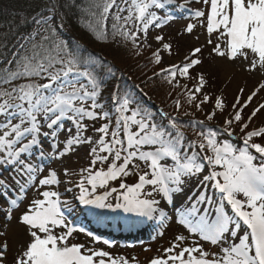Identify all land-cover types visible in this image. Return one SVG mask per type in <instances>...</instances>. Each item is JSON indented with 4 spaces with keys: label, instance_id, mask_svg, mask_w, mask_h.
Here are the masks:
<instances>
[{
    "label": "snow or ice",
    "instance_id": "snow-or-ice-1",
    "mask_svg": "<svg viewBox=\"0 0 264 264\" xmlns=\"http://www.w3.org/2000/svg\"><path fill=\"white\" fill-rule=\"evenodd\" d=\"M122 2L124 6L117 0H91L89 11L97 22L92 31L97 40L106 39L100 25L115 8L112 34L130 42L139 56V49H153L150 27L160 29L176 18L168 12L157 14L175 0ZM191 3L203 7L187 9L188 22L178 35L192 36L199 27L194 40L203 36L204 42L153 72L173 91L179 90L173 100L178 113L184 103L194 108L184 111L191 117L187 121L161 112L158 123L146 108L131 107L136 101L118 85L109 109L103 99L105 77L114 75L109 62L86 47L63 41L58 28L64 20L55 22L54 8L49 9L53 15L35 20L37 28L27 38L30 46L18 59L14 56L15 68L9 61L0 69V264H129L125 257L70 242L75 232L85 231L69 218L78 205L156 220L159 229L175 220L187 235L177 234L148 264H264V120L254 123L264 112V102L244 116L264 91V0H183L178 8ZM154 40L153 65L164 63V53L179 54L164 35ZM206 59L217 72L261 79L243 102L245 89L240 87L229 110L222 95L213 100V93L206 91L211 76L203 71ZM85 121L93 122L98 136L87 134ZM96 121L103 123L95 127ZM65 122L70 126L65 128ZM184 128H191L195 139H189ZM84 145L87 165L78 171L66 166L65 159ZM205 167L208 173L200 186L211 184L219 196L201 192L176 207L174 195ZM130 176L136 177L133 183L126 182ZM62 184L71 187L62 193ZM29 190L35 195L24 204ZM64 193H72L71 199ZM162 202L172 206V214ZM193 235L198 239L186 245ZM200 241L216 251L206 250ZM12 244L16 248L9 262Z\"/></svg>",
    "mask_w": 264,
    "mask_h": 264
},
{
    "label": "trees",
    "instance_id": "trees-1",
    "mask_svg": "<svg viewBox=\"0 0 264 264\" xmlns=\"http://www.w3.org/2000/svg\"><path fill=\"white\" fill-rule=\"evenodd\" d=\"M90 5L91 0H0V69L8 67L9 61H12L11 67L15 68L14 56L18 59L24 49L30 46L27 38L37 28V25L30 19L34 16L53 15L49 9L54 8L55 22L64 20L63 27L58 28L59 37L69 46L86 47L91 53L103 57L113 67L114 75L105 77L103 90V99L109 109L112 107L111 94L118 85L121 93H130L136 101L131 107L146 108L157 117L158 123L160 119L158 111L179 116L181 121L191 119V117L184 116L183 113L184 111H194V108H190L184 103L183 97H181V101L184 103V107L180 109L179 113L175 109L173 100L179 90L173 91L171 86L164 82L162 76H153V72L159 71V67H164L163 64L155 66L151 63L150 56L153 50L139 49L142 54L137 56L135 52L138 49H134L130 42L127 44L122 42L120 46L117 44L118 42H112V38H116L112 34V26L117 22L113 18L110 19L111 16L107 23L101 22L100 25L106 31V39H96V33L92 31V28L97 26V22L91 16ZM109 21H112V24ZM36 39L39 40V37L37 36ZM22 46L24 47L22 48ZM207 54L204 51L205 57ZM208 62L210 61L206 59L203 65L205 72L207 71L204 69L205 66L209 68ZM209 72L212 73L210 70ZM215 75L214 78H216ZM213 77H209L210 84L206 91L213 93V100L215 95H222L228 108H231L220 85L217 86L211 81ZM20 82L16 81L15 83ZM204 107L209 108L211 105ZM249 114L250 110L246 108L244 110L245 118ZM195 115L203 116L202 113H195ZM114 120L115 116H113ZM182 130L189 139H195L191 128Z\"/></svg>",
    "mask_w": 264,
    "mask_h": 264
},
{
    "label": "rangeland",
    "instance_id": "rangeland-1",
    "mask_svg": "<svg viewBox=\"0 0 264 264\" xmlns=\"http://www.w3.org/2000/svg\"><path fill=\"white\" fill-rule=\"evenodd\" d=\"M183 3V0H175V3L171 7H166L164 10H157V14L160 16H163L165 12H168L169 14H173L176 18L173 20L169 21L167 24H165L162 28L157 29L155 27H150L149 33H148V42L153 45V49L156 47V42L154 40V37L156 35H164L166 40H170L173 44L174 47V52H178L179 54H175L171 57L167 55V53H164V63L163 65L166 66L170 62H175L179 61L183 58V55L189 50L190 47L195 46L197 43H203L204 42V37H201V40L199 42L194 40V36L201 31V29L198 27L195 32L193 33L192 36H189L185 34L184 36H179L178 33H180L183 29V27L186 25L188 22L187 17L189 16L188 8H202V4H196V3H191L187 6V8L180 9L178 8V5ZM117 4L124 6L122 0H117ZM116 14V9L113 8L110 11V14L107 18L106 23L108 22L110 16L112 19L114 15ZM122 16H126L127 12L121 13ZM37 16H34L30 19L31 22L35 23V20L37 19ZM110 24H112V21H109ZM119 24H123V20L119 21ZM119 26V25H118ZM130 27V25H128ZM112 42H118L117 44L120 46L122 45V41L120 37L112 38ZM145 49V48H144ZM205 52L208 53L209 49L205 48ZM209 68L205 66L206 72H209V70L212 72L210 77H213L215 74L216 78L215 80H211L214 82L217 86L220 85L222 88L223 93L226 96V100L229 101L230 104L234 103L236 95L239 94V88L243 87L245 89L244 95L242 97L243 99L247 98V95L257 86V82L261 77L258 75L256 76H248V75H241L239 72H236L234 74H229L231 78L229 79V75H226L221 72H217L215 69L212 68L211 62H208ZM214 72V73H213ZM210 73V72H209ZM260 102H264V91H261L256 98L252 101V103L249 105L248 109L251 110ZM231 108H229L230 110ZM198 117V116H197ZM199 119H203L204 117H198ZM260 120H264V112H261L259 116L255 119L254 123H259ZM216 121H213V124H215ZM222 123V121H221ZM89 124V131L88 135L92 136H98V133H93L91 132L92 124ZM70 125L68 122H65V128L69 127ZM63 137V134H61ZM46 147H47V142H46ZM87 151H88V146H80L79 149L72 154L70 157L65 159V165L69 166L70 168H75L77 171L81 166H86L87 165ZM47 163V161H45ZM3 175L5 177L9 176L8 171H4ZM203 173L199 174L198 177L194 176L191 179L186 181V185L189 184L190 188L186 192L187 197H182L178 195H174V201L177 203V206H180L182 203H184L189 196H193V192L196 193H201V192H206L208 196H216L217 193L216 190L211 188L208 192L204 191L203 187L200 186V180L203 179ZM61 179H66L63 177L61 174ZM74 179L78 180L79 177H75ZM136 180L135 176H132L129 180H126L127 183H133ZM113 186L118 187V182H112ZM71 187V185H60V190L63 193L64 187ZM99 192H102L103 190H98ZM73 192L78 194V189L73 188ZM35 195L34 191L29 190L27 193V199L24 201V204L28 203V200L33 198ZM72 193H64V198L71 199ZM159 198V197H158ZM78 203V202H77ZM83 205H78L76 211L70 215V219L75 221V227L76 228H81L79 224L77 223V217L80 215V208ZM23 207V205L21 206ZM161 207H165V209L172 214L173 209L169 208V205H165L163 202L161 203ZM105 212H110L111 214L114 213V215H119L122 214V211H110L106 210ZM124 219L123 221H120L121 224L119 226L126 227L127 223L132 219V215L128 213H124ZM134 216V215H133ZM105 217V215H103ZM135 219V216H134ZM3 220V216L0 215V221ZM13 225H15V220L13 221ZM159 231L163 232V235H157ZM88 233H91L92 235H88ZM109 233L110 232L109 230ZM183 233L187 235L185 230L175 222V220L170 221L166 224L165 228L159 229L156 225L152 226L151 229L148 232L143 233L139 238L134 240V242H122V241H112L108 245L104 244L103 241H108L105 240L101 235L92 233L89 231H77L73 234V236L70 238L71 243H83L86 244L90 248H96V249H103L105 251H108L112 254V256L117 257V256H122L125 257L129 260V264H148L149 260L155 256H160L163 254V249L167 248L170 246L172 241L174 240V237L177 234ZM155 237V238H154ZM198 237L193 235L189 236L188 241L185 242L186 245L191 244L193 240H197ZM129 241V240H128ZM201 244H203L204 248L206 250L210 251H216V249L203 241H200ZM11 244V240H10ZM15 248L16 245L12 244L11 250L9 252V262L12 259V256L15 253ZM133 258H135L133 260Z\"/></svg>",
    "mask_w": 264,
    "mask_h": 264
},
{
    "label": "bare ground",
    "instance_id": "bare-ground-1",
    "mask_svg": "<svg viewBox=\"0 0 264 264\" xmlns=\"http://www.w3.org/2000/svg\"><path fill=\"white\" fill-rule=\"evenodd\" d=\"M80 219H82V216L79 217ZM83 223V226L84 227H87V228H90V226H88L87 222L86 221H82ZM93 230V229H92ZM95 232V230H93ZM124 240H129L128 238L124 239Z\"/></svg>",
    "mask_w": 264,
    "mask_h": 264
}]
</instances>
